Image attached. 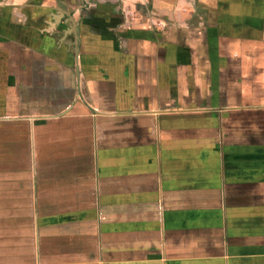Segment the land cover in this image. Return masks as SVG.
Returning a JSON list of instances; mask_svg holds the SVG:
<instances>
[{
  "label": "crops",
  "instance_id": "1",
  "mask_svg": "<svg viewBox=\"0 0 264 264\" xmlns=\"http://www.w3.org/2000/svg\"><path fill=\"white\" fill-rule=\"evenodd\" d=\"M0 264H264V0H0Z\"/></svg>",
  "mask_w": 264,
  "mask_h": 264
}]
</instances>
